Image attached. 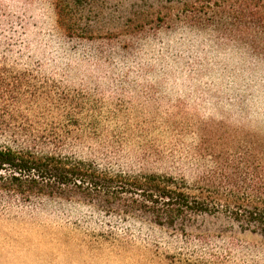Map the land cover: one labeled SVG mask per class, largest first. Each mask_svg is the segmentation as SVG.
Masks as SVG:
<instances>
[{
	"label": "rangeland",
	"instance_id": "1",
	"mask_svg": "<svg viewBox=\"0 0 264 264\" xmlns=\"http://www.w3.org/2000/svg\"><path fill=\"white\" fill-rule=\"evenodd\" d=\"M187 1L0 0L6 65L70 99L41 116L62 155L221 186L263 171L264 57ZM0 264H264V236L223 212L169 226L40 197L0 205Z\"/></svg>",
	"mask_w": 264,
	"mask_h": 264
},
{
	"label": "trees",
	"instance_id": "2",
	"mask_svg": "<svg viewBox=\"0 0 264 264\" xmlns=\"http://www.w3.org/2000/svg\"><path fill=\"white\" fill-rule=\"evenodd\" d=\"M186 12L198 25L211 16L231 26L248 49L264 57V0H188ZM57 19L65 25L72 22L61 11ZM6 62L0 51V137L6 138L0 142V205L77 196L106 212L143 214L169 226L194 214L223 212L264 236V142L263 171H245L232 186L210 184L207 176L187 183L169 174L104 173L91 162L62 155L56 127L43 125L41 116L69 104V97L55 94L31 71H17Z\"/></svg>",
	"mask_w": 264,
	"mask_h": 264
}]
</instances>
